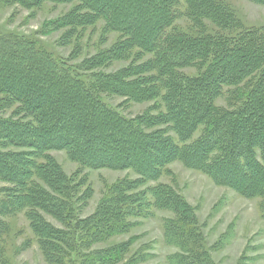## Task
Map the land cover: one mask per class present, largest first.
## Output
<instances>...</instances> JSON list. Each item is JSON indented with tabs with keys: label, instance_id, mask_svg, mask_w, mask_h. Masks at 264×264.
Wrapping results in <instances>:
<instances>
[{
	"label": "trees",
	"instance_id": "obj_1",
	"mask_svg": "<svg viewBox=\"0 0 264 264\" xmlns=\"http://www.w3.org/2000/svg\"><path fill=\"white\" fill-rule=\"evenodd\" d=\"M45 2L78 3L43 31L64 30L61 46L101 20L104 34L122 37L75 70L38 41L0 32V112L12 111L0 116V182L10 185L0 197V216L25 211L48 264H121L138 236L93 247L167 211L174 217L164 220V239L179 250L170 264H215V247L207 246L195 209L170 186L140 188L180 162L217 186L264 200V26L246 28L224 0H0L27 10ZM181 2L193 33L174 27ZM147 55L152 58L139 62ZM185 68L198 74H182ZM224 87L235 88L229 108L215 105ZM104 96L153 105L128 118ZM51 151L86 168L132 170L138 178L117 182L96 212L81 218L89 195L78 192ZM5 231L0 221V236ZM151 250L145 246L125 264L145 263ZM0 264H9L1 252Z\"/></svg>",
	"mask_w": 264,
	"mask_h": 264
},
{
	"label": "rangeland",
	"instance_id": "obj_2",
	"mask_svg": "<svg viewBox=\"0 0 264 264\" xmlns=\"http://www.w3.org/2000/svg\"><path fill=\"white\" fill-rule=\"evenodd\" d=\"M236 13L246 28L264 26V6L251 0H224ZM78 3L56 4L45 2L40 7L27 10L19 5L3 6L0 4V32L16 34L27 39L38 41L55 58L62 59L75 70L86 59L92 58L101 51L109 49L122 37L116 32L104 34L105 23L101 20L94 26L78 29V33L65 46L60 45L64 30L43 36V31H50L47 24L68 14ZM179 11L181 18L175 23L177 30L193 33L191 20L186 17L183 2ZM152 58L147 55L139 62ZM70 60V61H68ZM118 61L108 67L107 73H114L130 64ZM81 74L80 71H76ZM187 76H196V68H185L180 71ZM234 87H224L221 96L215 101L220 108H229L231 92ZM108 105L117 108L124 116L135 118L143 114L152 102L144 104H124L120 97L104 96ZM12 111L1 113L9 117ZM199 133L196 134V137ZM61 166L66 176L78 183V192L89 195L87 204L82 210L81 218L92 216L103 203L110 188L122 180L134 181L138 176L132 170L114 171L109 169L93 170L70 160L66 152L51 151L49 153ZM41 162V161H40ZM169 172L157 181L143 185L140 190L154 188L160 184L170 186L193 209L199 220L202 235L210 251V259L215 264H264V200L261 198L247 199L233 190L217 186L205 173L190 169L180 162L168 166ZM10 185L0 182V197L3 190ZM167 211H154L144 220H139L137 227L130 233L110 239L105 244L94 246L96 250L120 245L133 236L137 242L124 256L127 261L142 252L145 246L151 247L152 256L142 264H170L169 258L179 252L175 246L168 245L164 239V220L173 218ZM53 226L59 223L46 216ZM6 231L0 236V252L2 259L9 264H48L32 232L25 211L16 215L0 216ZM143 253V252H142Z\"/></svg>",
	"mask_w": 264,
	"mask_h": 264
}]
</instances>
